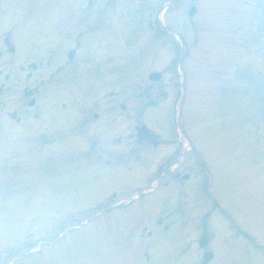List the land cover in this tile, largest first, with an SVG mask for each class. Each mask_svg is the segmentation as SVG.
I'll return each instance as SVG.
<instances>
[{
	"label": "rangeland",
	"instance_id": "374dc122",
	"mask_svg": "<svg viewBox=\"0 0 264 264\" xmlns=\"http://www.w3.org/2000/svg\"><path fill=\"white\" fill-rule=\"evenodd\" d=\"M83 1H0L5 14L4 25L7 28L6 30L14 23L23 22V15H28L31 19L28 20L26 26L32 25V32H34L32 34L23 32L22 28V32L18 30L16 39H20L22 56L20 58L16 56L17 60L4 56L0 62V71L3 74L11 75L9 89L1 99V103L7 105L9 111L17 110L23 120V123L16 129H11L14 127L9 123L7 125L13 135H9V140L16 143V150L11 149L10 153L5 154L4 159L0 157V166L7 167L3 175H0V189L6 190V195L16 184L15 177L11 181L13 174L22 179L24 178L23 174L38 175L37 178L45 179L48 171L54 167V163H51L53 158L61 159L62 163L64 162L63 164L59 163V172L73 170L79 166L76 162L82 159V153L77 152H82L85 145L83 140L63 138L56 141L52 145V150L64 153L63 156L50 151V144L60 137L84 136L89 143L96 145L93 146V149L91 148L89 153L97 152L100 156L99 152H102L104 161H112L114 167L119 170L130 168L128 169L130 174L124 171H116L114 175L109 176V182L104 184V188L110 186L111 189H114L117 183L122 182V177H125L126 185L117 193L118 199L127 200L138 193L136 191L138 188L145 191L148 190L146 188L148 182L149 187L151 183H155V180L148 178V173L153 172L155 168L157 169L158 159L161 161V156L166 154L165 148H163L164 142L160 136L165 140L174 141L172 140L174 137L171 131L169 114L162 106L167 105L172 91L179 87V83H176L177 80L175 79L174 84L172 78V76L177 78L176 68L178 64H175L173 59L178 53L176 52L177 46L174 39L158 23L164 17L166 25L183 31L182 28L186 26L185 14L192 0H93L92 5L86 9ZM203 1L206 3L210 0ZM111 2L113 3L111 4ZM241 2L242 0L233 1L240 14ZM120 4L122 8H120ZM117 6L120 8V12H123L124 17H128L130 14V18L128 17L125 23H121L119 30L116 32L121 37V39L115 37L116 43L123 40L124 46L120 51H117L114 62L109 64L108 58H103L100 51L91 43L83 48L84 43H87L88 40H83L81 47L76 37H85L88 33L87 30L90 29L97 30L104 28V26L111 27V25H108L110 24L109 19L114 20L111 15L114 12L113 7L117 9L116 11L119 10ZM136 9L137 12H135ZM163 9L165 10L161 12ZM211 12L216 11L211 10ZM53 13H55V21L58 25L55 31L51 22ZM101 18L104 19L103 24L99 23ZM107 18L108 21H106ZM238 18V24L242 25L243 18L240 16ZM48 19H50L49 26L44 24ZM229 25H231V22H229ZM242 28L243 26L238 30L240 35L237 36L238 45L236 46H239V48L232 49L231 55L219 54L216 58L210 56L207 59L198 58L196 65H200L201 70L210 69L216 61H227L226 67L218 69L221 71L222 77L213 81L210 78L211 82L206 80L207 77H204L207 87L217 83L221 85L220 87L225 86L226 94L222 101L220 100L222 94L216 96L215 100L210 96V91L204 85V96L209 103H205L201 109L203 102L198 98L191 110L190 120L198 125L196 133L201 132L202 119L208 121L210 126L208 127L205 123V128H210L209 131L214 134V137L211 136L212 141L220 142L221 146H217V149L213 146L214 144H206L209 149L204 146V150L207 152L208 170L213 177L220 204L243 229L252 235L258 236L264 242V227L262 228L263 224L257 216L264 187V124L262 125L263 130L259 134L262 140H258L256 135L250 138L251 141L255 142L253 151L251 147H246L241 142V136L238 135V130H236L240 125L235 123V118L232 119L236 112V97L244 93L245 90L247 96H252L251 92H247L246 86L239 84L243 81L238 78L237 70L243 67V69H253L254 72L259 70L264 73V53H256L253 34H251L252 39L248 43L250 48L247 49L249 52L248 55H245L242 40L246 32L249 31H242ZM1 30L3 33V29ZM104 30L108 35H111L110 30ZM131 30H138V37L127 40ZM66 35L71 36V38L67 40ZM223 36L224 34L221 33L217 46L224 41L221 39ZM190 42L194 44L193 41ZM118 45L122 46L123 44ZM76 46H79V48H77L75 63L70 67L64 66L65 70L61 67L62 70L56 71L53 75L54 66L67 64L64 57L65 51ZM53 48L55 52L51 55ZM91 59L99 66V76L97 78L94 75L95 68L91 70V68L84 66V63L89 62ZM40 61L39 70L30 81L26 80L25 75L18 71L21 63H38ZM200 61H202V64H200ZM48 62L50 63L48 64ZM94 65L90 64L89 66L95 67ZM112 67H114V70H118L117 74L110 75V68ZM191 71L195 73L198 70L194 67ZM154 72H160L163 75L158 83L148 81L149 74ZM2 77L3 75L0 76V81L3 79ZM66 80H68V88L64 85ZM41 85H43V89H41L39 107L35 111H27L21 107V101H24L23 98L20 99L23 88L30 86L38 89ZM196 88H199V86ZM69 94L78 102V108L80 109L85 107L86 102L88 106H90V103L94 104L92 112L90 114L84 112V115L82 111L78 112L75 104H71L73 99L67 102L68 108L66 110L60 108L61 101ZM108 97H110V100ZM249 97L242 105L243 112L247 113V118H249L244 125H250V121L252 124L255 122V109L252 108ZM114 99L117 107L115 112L109 110ZM16 100H20V103L16 104ZM155 105L158 106L150 109L147 121V128L151 131L147 133L150 135L149 140H143L145 138L142 136L141 140L138 138L136 131L144 127L142 114L144 109ZM33 112L39 113L42 117L41 122L31 119ZM201 112L206 113V116L202 117ZM95 115L97 118L94 119ZM224 117H226L225 120ZM79 118L82 119L81 122ZM3 120H6L5 116ZM223 121L227 123L225 126H229L230 129H222L223 126L220 124ZM28 126L33 127L26 131ZM34 129L37 131V135L43 134V136H35L32 133ZM244 129L247 128L244 127ZM38 138H47V146L43 148V144L39 145ZM5 140L7 141V139ZM30 143L32 146L29 145ZM182 155L168 162L167 166L165 165L166 168L170 164L175 168L178 161V165H181L180 170L183 173H190L191 171L192 174L193 170L190 162L193 161V157L188 147ZM240 155H242L241 158L245 157L248 161L249 171H246L243 167L242 159L239 158ZM253 159L258 160V164L251 163ZM2 161L6 165L1 163ZM70 161H74V163L71 164ZM182 164L184 165L182 166ZM160 178H166V181L169 180L168 182L174 180L171 174L158 177V182ZM81 179H84V177L82 176ZM164 179H161L162 183ZM192 188L185 184L186 193L190 192V195H192ZM176 190L177 188L174 186L175 194L173 195L177 194L178 198L168 197L159 200L154 195L153 197L157 199L145 202L144 208L138 206L131 212H122L123 214L111 211V209H116L110 208V205H112L111 200L104 202L107 207L97 208L96 212L101 213L103 211L95 221L91 222L88 229L79 232L71 230L69 236L64 233V235L66 234L64 237L67 236L69 239L65 241V243L69 242L66 245L68 252L77 258L75 261L77 263L78 247L85 244H90L89 247H91V243L102 240L100 253L94 256L93 259H82L79 264H82V261L83 264H185L188 258H185L186 254L180 255L182 253L181 244L184 243V240L193 241L197 236L198 230L196 231V228L198 225L201 227V215L211 209L212 204L206 203L209 198L205 197L200 201H197V198L193 196L180 199L178 193L182 190ZM163 199H166L165 207L161 205ZM179 200H184L186 204L190 205L188 212L190 219H188L189 222L186 228H181L179 217L174 216L175 212H179L176 207ZM26 203L27 200L25 199L16 202L15 205L21 208ZM176 203L178 204L176 205ZM13 206V204H10L7 210L5 208L0 211V222L5 225V229L10 231L23 230L25 228L24 219L21 218V222L14 219L11 212ZM160 217L167 220V224L170 226L168 233H162L161 229L158 230L154 225V220ZM220 218L225 225L223 217L219 215H215V219L211 223V226L215 229L216 239L225 237L220 240L219 245L221 248L217 250L218 259L213 264L231 262L230 256L233 255L232 253L237 252L233 251V248L243 249L238 253L242 259L252 257L253 254L246 256L244 253L246 248L238 238L239 233L231 236L228 230L223 227ZM49 223L48 225L51 226L49 229L53 231L56 229L58 233L61 232V225H57L54 221ZM54 224L56 226H53ZM204 225L207 226V222ZM49 226L46 225V227ZM145 228L153 232L152 237L147 239L142 235V230ZM31 237V241H38L43 238V236L39 237V232L31 235ZM114 243L119 244L114 245ZM55 247H58V245ZM15 248L18 249V247ZM117 250L119 253H117ZM61 252V247L56 248V254L60 255ZM132 253H135V255L132 256Z\"/></svg>",
	"mask_w": 264,
	"mask_h": 264
}]
</instances>
